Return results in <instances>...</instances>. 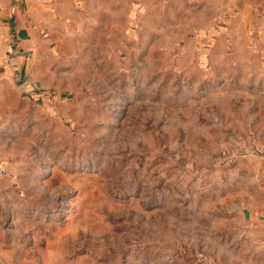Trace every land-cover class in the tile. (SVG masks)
I'll list each match as a JSON object with an SVG mask.
<instances>
[{
  "label": "rangeland",
  "instance_id": "1",
  "mask_svg": "<svg viewBox=\"0 0 264 264\" xmlns=\"http://www.w3.org/2000/svg\"><path fill=\"white\" fill-rule=\"evenodd\" d=\"M44 1L0 264H264V0Z\"/></svg>",
  "mask_w": 264,
  "mask_h": 264
},
{
  "label": "crops",
  "instance_id": "2",
  "mask_svg": "<svg viewBox=\"0 0 264 264\" xmlns=\"http://www.w3.org/2000/svg\"><path fill=\"white\" fill-rule=\"evenodd\" d=\"M21 6L27 7L28 17L21 13ZM45 7L44 0H0V118L5 115L1 104L7 93L12 94V99L16 95L14 70L22 74L31 68L27 49L32 44L30 39L36 37L33 24L46 22Z\"/></svg>",
  "mask_w": 264,
  "mask_h": 264
}]
</instances>
